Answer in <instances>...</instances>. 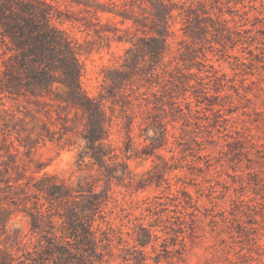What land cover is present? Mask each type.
I'll list each match as a JSON object with an SVG mask.
<instances>
[{"label":"clouds","instance_id":"1","mask_svg":"<svg viewBox=\"0 0 264 264\" xmlns=\"http://www.w3.org/2000/svg\"><path fill=\"white\" fill-rule=\"evenodd\" d=\"M0 264H264V0H0Z\"/></svg>","mask_w":264,"mask_h":264},{"label":"trees","instance_id":"2","mask_svg":"<svg viewBox=\"0 0 264 264\" xmlns=\"http://www.w3.org/2000/svg\"><path fill=\"white\" fill-rule=\"evenodd\" d=\"M44 39H45L44 36H40V37L37 38V40L31 41L33 43V45H34V49L33 50H39L40 49V44H38L37 41L42 42Z\"/></svg>","mask_w":264,"mask_h":264}]
</instances>
